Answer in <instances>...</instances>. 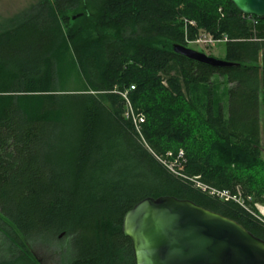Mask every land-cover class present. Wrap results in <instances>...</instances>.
Masks as SVG:
<instances>
[{
	"label": "trees",
	"instance_id": "1",
	"mask_svg": "<svg viewBox=\"0 0 264 264\" xmlns=\"http://www.w3.org/2000/svg\"><path fill=\"white\" fill-rule=\"evenodd\" d=\"M200 32L226 39L231 67L174 53ZM65 51L81 90H63ZM147 183L264 241V19L228 0H53L0 25V264H37L29 245L62 237L64 264H134L122 221L157 198Z\"/></svg>",
	"mask_w": 264,
	"mask_h": 264
},
{
	"label": "water",
	"instance_id": "2",
	"mask_svg": "<svg viewBox=\"0 0 264 264\" xmlns=\"http://www.w3.org/2000/svg\"><path fill=\"white\" fill-rule=\"evenodd\" d=\"M228 1L241 15L264 19V0ZM173 51L213 68L232 66L182 45ZM122 232L131 243L134 264H264V241L185 199H142L125 213Z\"/></svg>",
	"mask_w": 264,
	"mask_h": 264
},
{
	"label": "rangeland",
	"instance_id": "3",
	"mask_svg": "<svg viewBox=\"0 0 264 264\" xmlns=\"http://www.w3.org/2000/svg\"><path fill=\"white\" fill-rule=\"evenodd\" d=\"M49 2L52 3L53 0H0V25H4L14 19L16 17H20V15L24 14V12L28 11L29 8L32 6L40 3V2ZM81 13L80 9H77L75 11H68L62 16H60V21L62 24L63 31L67 33L72 28L76 27L79 23L78 21L74 20L73 17L79 15ZM202 33V32H200ZM224 43H216L214 46L211 47H198L194 45H188L187 48H190L196 52L203 53L209 57H213L218 60H224ZM60 60H62V64L64 66V91L70 92V91H78L81 90V84H79L78 81V75L76 73V70L74 68L73 63V56L71 52L65 51L64 53H61ZM169 157L167 160H161L160 163L171 173L175 175L178 174V170H176V167L178 164L176 161L172 160V157L167 155ZM171 169V170H170ZM134 173V170L132 168H129L127 171V174L131 175ZM203 190H206L209 192L210 195L213 194L210 190H207L206 188H203ZM142 190L145 191V193H151L154 195H157V197L165 196L167 193V189H165L163 186L159 185H153V184H146L142 187ZM237 196L230 198L229 196L227 198L222 197L219 198L220 200H230L232 199L235 202H240L242 205L245 206L244 202L251 203L254 199L251 195H246L245 199L242 197L241 189H237ZM255 201V200H254ZM254 207L257 211V217L259 220H261L264 223V205L260 203H255ZM64 237L61 238L59 241L60 243H54L51 245H46L40 242L32 243L29 245V252L35 262L37 264H64L66 261V256L68 252L66 251V248L69 250V243L64 244L65 242ZM69 255V254H68Z\"/></svg>",
	"mask_w": 264,
	"mask_h": 264
},
{
	"label": "built area",
	"instance_id": "4",
	"mask_svg": "<svg viewBox=\"0 0 264 264\" xmlns=\"http://www.w3.org/2000/svg\"><path fill=\"white\" fill-rule=\"evenodd\" d=\"M187 25L191 26V27H194V22H191V21L190 22H186L185 21V29H186ZM184 42H185V44L187 46L188 45H194V46H198V47H211V46H214L216 43H224V42H226V39H215V38H213L212 36H210L208 34L198 33L193 38H188V36L186 34L185 37H184ZM135 119H136L135 120L136 124L142 123V121H143V118L141 116H138ZM181 157H182V153H179L178 158H181ZM211 192H213L212 195H215L218 198H222V197L227 198L228 196L230 198H233L227 192H219V191H213V190ZM236 203H238L242 207L244 206L240 202H236Z\"/></svg>",
	"mask_w": 264,
	"mask_h": 264
}]
</instances>
